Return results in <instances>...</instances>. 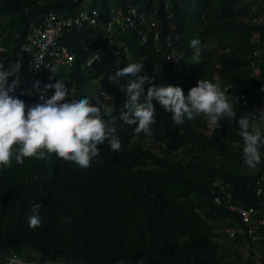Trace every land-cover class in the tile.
Segmentation results:
<instances>
[{
  "label": "trees",
  "instance_id": "trees-1",
  "mask_svg": "<svg viewBox=\"0 0 264 264\" xmlns=\"http://www.w3.org/2000/svg\"><path fill=\"white\" fill-rule=\"evenodd\" d=\"M82 1L0 0V45L5 50L0 62L5 68L16 62L20 44L41 23L44 11L70 16ZM88 4L103 25L117 10L128 16L133 8L138 17L124 29L112 20L111 33L88 24L65 32L62 41L75 53V63L70 68L58 66L52 81L49 70L35 77L41 88L62 79L69 98L89 97L109 120L96 95L98 79L143 61L140 75L151 77V84L144 85L145 95L151 85L179 86L187 95L199 79L215 83L217 77L219 84L249 98L247 108L229 101L237 113L235 120L245 113L251 119L263 103L264 92L258 89L264 83V23L253 19L264 10V0H89ZM145 16L154 24L147 35L145 24L137 20L143 17L148 23ZM167 35L190 63L185 75L175 74L164 56L169 51L164 44ZM192 39L201 42L199 62L192 60ZM88 53L99 59L83 68ZM130 78H121L113 88L100 82L114 99L119 152L110 151L105 142L87 169L55 154L43 160L25 158L22 165L13 159L11 167L0 169V264H6L12 253L24 261L57 264H253L251 253L242 256L237 247L221 241L220 226L239 218L213 204L212 184L215 179L227 182L234 202L264 201V193L255 191L256 179L264 172V148L261 163L250 169L243 164L241 151L202 133L203 117L175 125L155 100L152 134L136 135L134 126L121 127L118 119L126 99L119 85ZM13 79L9 77L8 84ZM19 80L11 94L25 102L29 77L22 69ZM51 94L49 90L47 95ZM220 124L229 139L242 141L238 123ZM177 150L181 156L173 153ZM36 203L41 205L42 223L33 229L27 218ZM258 246L263 250L264 242ZM26 249L36 256L34 260L25 257Z\"/></svg>",
  "mask_w": 264,
  "mask_h": 264
},
{
  "label": "clouds",
  "instance_id": "clouds-1",
  "mask_svg": "<svg viewBox=\"0 0 264 264\" xmlns=\"http://www.w3.org/2000/svg\"><path fill=\"white\" fill-rule=\"evenodd\" d=\"M40 1L46 2L47 0ZM87 7H90L88 2ZM167 17L169 18L170 14ZM145 18L148 21V23L144 22L145 35H147L146 31L151 23L148 17L145 16ZM254 19L253 22H255ZM95 27L100 28L99 26ZM100 29L105 32L102 28ZM153 34H155L156 39L159 37V34ZM26 37L19 46L20 53L15 63H10L5 68L4 63L0 62V169L11 167L13 159L16 163L22 165L25 158L43 160L50 158L53 154L58 159L72 162L82 169H87L91 167L93 159L99 157V146L104 145L105 142H107L110 151L119 152L122 145L120 137L117 135L116 116L107 112L111 117L109 116L110 119L106 120L104 118L105 113L102 112L98 105L93 104L89 97H81L79 99L69 98V89L65 87V82L62 79H55V83H46L43 85V88L40 87V80L35 79V77L49 70L52 75L48 79L52 81L57 77L59 71L58 66L72 67L76 60L75 53L64 44L61 37L60 43L62 46H65L74 56L72 64L52 65L39 72H32L27 67L30 56L22 49V45L27 42ZM164 44L167 46L166 50H169L164 56L171 64L172 70L177 75H185L190 68V63L183 58L181 53L176 51L170 36L167 35L165 37ZM200 44L199 39H192L190 41V47L194 49L192 56L194 62H199ZM85 49L87 48L85 47ZM226 50L227 48L217 50L216 52L221 53ZM4 51V47L0 45V53ZM126 52L124 50L123 53L125 54ZM98 59V54L88 53L84 57L82 63L83 68H88V66L95 63ZM143 64V61L129 63L108 77L110 81L115 83L123 77H131L126 81V84H118L119 90L126 95L125 102L119 110L118 116L121 127L124 125L134 126L133 131L136 135L139 136L141 133L151 135L152 125L156 123V107L153 104V100H155L159 104L160 109L171 115V120L175 125H183L186 120L193 121L198 117H203L204 120L200 130L205 136L233 146L241 151L243 164L250 169H255L261 163V149L264 148V128L258 127L257 125L263 123L264 127V111L261 112L257 109L260 105L252 112L251 119L245 113L239 116L238 120H235L237 113L234 111L230 102L239 104L242 108H247L249 98L243 92H232L229 90L230 87L228 85L219 84L217 77H215V83L207 79H199L194 87L189 88L187 95L184 94L181 87L172 85L159 87L151 85L147 88L145 95L144 85L151 84V77L146 74L140 75ZM215 67H218V65L216 64ZM38 68L40 67H37L33 63V70ZM20 69L29 77V80L26 82L25 102L11 94L20 82ZM9 77H14L11 84H8ZM103 77H105V74L97 81V84H100L101 88L103 87L100 82H102ZM49 90L52 92L50 96L47 95ZM261 91L264 92V88ZM96 95L100 99L101 96L105 95V91L103 89L98 90L97 85ZM110 96L114 102L113 96ZM141 97H143V101H141ZM224 120L238 123L240 129L239 136L243 142L231 140L224 134L223 130L220 129V122ZM173 153L181 156L180 150L174 151ZM261 176H264V172L256 179L255 191L257 195L264 193V182L262 186L258 184ZM216 180L220 179H215L214 182ZM214 182L212 184V196L215 190ZM222 182L227 184L226 191L230 194V198H226L220 205L228 211L235 213L237 218H239V222L225 220L226 222L223 225L233 226L237 230L240 229V232L236 230L234 235L230 236L225 233L223 225L220 226L218 232H222L231 241L240 238V240L251 244L250 253L252 254V262L255 264V258L261 257L264 254V248L260 250L258 246V243L261 241L264 242V233L258 231V233H263L262 239L257 242L250 241L246 234L247 225L242 221L240 214L236 210L229 209L228 205L238 206L241 204L244 207L263 206L264 201L255 205H249L242 201L234 202L233 194L229 190V184L224 181ZM259 186L263 188L261 193H257ZM213 204L216 205L214 202ZM40 208L41 205L39 203L32 206V214L27 218V226L29 228L34 229L41 226ZM5 263L57 264L55 262L40 263L36 260L24 261L15 253H12L5 260ZM117 264L123 263L120 262ZM134 264L145 263L138 261ZM260 264H264V262Z\"/></svg>",
  "mask_w": 264,
  "mask_h": 264
},
{
  "label": "built area",
  "instance_id": "built-area-1",
  "mask_svg": "<svg viewBox=\"0 0 264 264\" xmlns=\"http://www.w3.org/2000/svg\"><path fill=\"white\" fill-rule=\"evenodd\" d=\"M88 1L89 0L82 1V3H80L81 7L77 12L67 17H63L56 11L50 9L42 14V22L32 27L31 32L26 37L27 42L22 45V49L30 56L27 64L30 71L39 72L52 65L72 64L74 60L73 54L60 43V38L69 28L88 24L92 27L99 26L105 32L111 33L112 20L115 19L119 22L117 24L124 29L127 24H132L138 17L137 11L133 8L129 9L131 15L128 16L123 15L119 10L114 12L110 11L113 15L112 20L106 25H103L98 19L99 14L96 9L87 7L86 2ZM137 20L144 23L143 17ZM254 21L264 23V10L254 19ZM150 25L153 26L154 24L151 23ZM33 63L40 68L33 70ZM262 88H264V83L259 87V90L261 91ZM257 126L264 128L263 123H260ZM263 182L264 176H261L258 180V184L262 186ZM261 186L258 187L257 193L262 192L263 188ZM214 187L213 202L216 205H220L226 198H230V194L226 191V183H223L221 180H216L214 182ZM228 208L236 210L240 214L242 221L247 225L246 234L250 241L257 242L262 239V234L264 233V205L244 207L241 204L238 206L229 204ZM223 229L225 233L230 236H233L237 230L233 226L227 225H223ZM237 231L240 232V229ZM258 231L263 233H258ZM262 262H264V254L261 257L255 258V264H260Z\"/></svg>",
  "mask_w": 264,
  "mask_h": 264
},
{
  "label": "rangeland",
  "instance_id": "rangeland-1",
  "mask_svg": "<svg viewBox=\"0 0 264 264\" xmlns=\"http://www.w3.org/2000/svg\"><path fill=\"white\" fill-rule=\"evenodd\" d=\"M86 5H87V2H86ZM102 81L106 82V84L109 86V87H114V84L115 82H112L110 81L109 79L103 77L102 78ZM100 87V84H97V89H103L105 91V95L104 96H101V100L106 104V109H107V112L110 114L113 115V110H114V102L110 96V93H108L107 89L106 88H99ZM259 111L263 112L264 111V96H263V103L257 108ZM111 117V116H110ZM218 235L220 236V239L222 242L224 243H230V246H233V247H237V251L242 255V256H246L248 253H250L251 251V247L252 245L249 244L248 242H245L244 240H240L238 242H234V241H231V239H227V237L222 233V232H218ZM26 252L25 253H29L27 255H25L26 258H31L34 260V258H36L35 255H33V253H31L30 249H26L25 250ZM21 262V261H19Z\"/></svg>",
  "mask_w": 264,
  "mask_h": 264
}]
</instances>
